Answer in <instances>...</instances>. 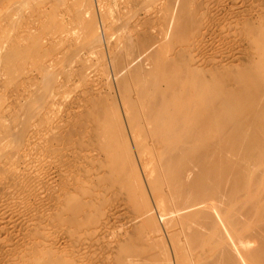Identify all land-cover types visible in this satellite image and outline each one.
Listing matches in <instances>:
<instances>
[{
	"label": "bare ground",
	"instance_id": "bare-ground-1",
	"mask_svg": "<svg viewBox=\"0 0 264 264\" xmlns=\"http://www.w3.org/2000/svg\"><path fill=\"white\" fill-rule=\"evenodd\" d=\"M22 12L0 18V229L25 233L2 264H264V0Z\"/></svg>",
	"mask_w": 264,
	"mask_h": 264
},
{
	"label": "rangeland",
	"instance_id": "rangeland-1",
	"mask_svg": "<svg viewBox=\"0 0 264 264\" xmlns=\"http://www.w3.org/2000/svg\"><path fill=\"white\" fill-rule=\"evenodd\" d=\"M16 2V0H0V18H7L8 16H20V14L22 15V11H24V0L23 1H21L22 2V4L20 5V7L18 8V10L17 11H15V13L14 14H12L11 12L12 11H14V8L12 9V5H13V3L14 2ZM20 1V0H19ZM38 3V1H32V3L30 2L29 4H28V9H34V10H36L39 6V3ZM32 4V5H31ZM31 5V6H30ZM14 6H15V4H14ZM33 6L35 7V8H33ZM10 11V12H9ZM22 12V13H21ZM35 12V11H34ZM15 16V17H16ZM32 26V25H31ZM35 26L37 27V28H39L36 24H34L33 25V28L31 29V30H33L34 28H35ZM37 28H36V30L34 29L32 32H33V34H35V31H37ZM39 30V29H38ZM69 31H74V29H70ZM39 32V31H38ZM250 94L252 95V92H250ZM41 197V196H40ZM40 197H39V199H40ZM1 198V197H0ZM3 198H1V200H0V206H2V207H4L3 209H2V207H0L1 208V210H4L5 209V207H6V204H7V202H5L4 201V199L2 200ZM3 204H2V203ZM5 203V204H4ZM9 205V204H8ZM0 210V211H1ZM13 224H15V226L13 225ZM19 223H18V221H17V223L16 222H14V223H12L11 224V226H8V228L7 227H5L4 229H3V231H1L2 229H0V232L3 234H1L0 233V236L2 235V240L4 239V241H5V245L7 244V245H13V248H15V246H16V244H17V242L16 241H18V240H21L22 238H20V237H22L23 236V233H24V231L22 230V228L20 227L21 225H18ZM18 226H19V228H18ZM5 231V232H4ZM9 233H10V235H9ZM5 236V237H4ZM11 236V237H10ZM18 236V237H17ZM20 236V237H19ZM16 237V238H15ZM24 238H25V233H24ZM13 240V241H12ZM8 242V243H7ZM14 243H16V244H14ZM6 245V246H7ZM9 246H7L8 248H10V249H13L11 246L9 247ZM0 249H2V248H0ZM3 254H4V256H5V252H4V250H0V260H1V262H0V264H2V262L4 263L6 260H5V257L3 256ZM2 256H3V258H2ZM4 259V260H3Z\"/></svg>",
	"mask_w": 264,
	"mask_h": 264
}]
</instances>
